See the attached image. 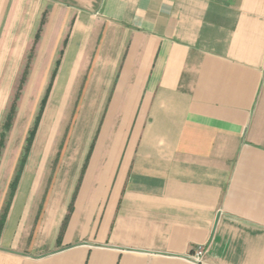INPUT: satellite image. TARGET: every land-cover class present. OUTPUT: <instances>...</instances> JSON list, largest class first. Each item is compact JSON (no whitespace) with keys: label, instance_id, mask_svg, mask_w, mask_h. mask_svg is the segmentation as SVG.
<instances>
[{"label":"crops","instance_id":"obj_1","mask_svg":"<svg viewBox=\"0 0 264 264\" xmlns=\"http://www.w3.org/2000/svg\"><path fill=\"white\" fill-rule=\"evenodd\" d=\"M22 6L87 136L21 158L0 264H264V0H0V68Z\"/></svg>","mask_w":264,"mask_h":264},{"label":"rangeland","instance_id":"obj_2","mask_svg":"<svg viewBox=\"0 0 264 264\" xmlns=\"http://www.w3.org/2000/svg\"><path fill=\"white\" fill-rule=\"evenodd\" d=\"M24 9L22 6L16 20V33L19 35L17 48L21 51L16 55L4 53L2 64H5V67L0 68V132L18 92L25 65L28 63L27 57L30 55L28 43L31 36L27 34L37 23L34 20L35 13L29 12L26 15ZM37 55L34 52L32 61L30 60L29 76L17 100L12 127L5 140L0 160V207H3L7 200L9 184L19 169V161L25 156L26 139L35 125L36 117L39 116L41 99L48 88L51 68L43 67L42 62H35ZM77 113L76 101H62L55 94L46 102L39 118L30 157L39 160L48 158L49 184L52 183L49 185L50 189L57 187L60 178L58 170L60 157H68V152L71 151L68 146L71 147L75 141L80 138L83 140L87 136L88 117H80ZM64 146L66 149H63ZM9 233L10 228H7L5 238H8ZM18 237L22 236L19 234Z\"/></svg>","mask_w":264,"mask_h":264},{"label":"trees","instance_id":"obj_3","mask_svg":"<svg viewBox=\"0 0 264 264\" xmlns=\"http://www.w3.org/2000/svg\"><path fill=\"white\" fill-rule=\"evenodd\" d=\"M28 70H29V67H26V69H25V71L23 73V77H22V79L20 81V84H19V87H18V92H17V94L15 96V99H14V101H13L11 107H10V110H9V112H8L6 118H5V121H4L3 125H2V129H1V132H0V156L2 154V150H3L4 146H5V140L7 138V135H8V133L11 130V127H12V121L14 119L15 111L17 109L16 103H17V100L19 99L20 92H21L22 87H23V85L25 83L26 76L28 74ZM51 85L52 84H49L48 88L46 89V92H45V94H44V96H43V98L41 100V104H40L41 108L39 110V116L36 117L35 125L33 126V129L30 130L29 135H28V137L26 139V147H25L26 152L29 151V149H30V147L32 145V142H33V139H34V136H35V133H36L37 125H38V122H39V118H40V116H41V114L43 112V109H44L45 104L47 102L48 95H49L50 90H51ZM11 189H12V191L14 190V185H12ZM2 222L3 221H0V228L2 226Z\"/></svg>","mask_w":264,"mask_h":264},{"label":"built area","instance_id":"obj_4","mask_svg":"<svg viewBox=\"0 0 264 264\" xmlns=\"http://www.w3.org/2000/svg\"><path fill=\"white\" fill-rule=\"evenodd\" d=\"M205 253V248L203 246L197 247L193 254L190 255L189 260L195 264H203V256Z\"/></svg>","mask_w":264,"mask_h":264}]
</instances>
